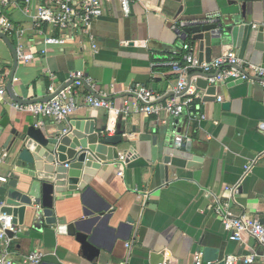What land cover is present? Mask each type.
<instances>
[{
	"label": "crops",
	"instance_id": "0c3cea01",
	"mask_svg": "<svg viewBox=\"0 0 264 264\" xmlns=\"http://www.w3.org/2000/svg\"><path fill=\"white\" fill-rule=\"evenodd\" d=\"M48 4L47 0H34L27 6L25 0H7L2 6V13L14 25L5 35L17 51L23 49L34 59L18 58L14 69L13 53L0 38V75L6 77L8 86L14 73L15 94L33 100L50 96L70 82L71 73L82 71L92 83L81 87V94H91V88L107 99L111 109L79 105L74 114L57 123L21 111L7 90L4 101H0V153H7L4 146L8 136L24 123L55 132L67 121L85 120L94 121L98 128L107 126L111 137L119 135L131 141L118 149L121 156L137 157L129 164L114 163L98 171L90 197L83 198L78 191L56 195L54 216L60 222L83 217L86 202L110 206V224L96 226L100 227L96 237L103 247L99 258L88 260L73 238L59 235L55 227L28 216H16L22 233L13 242L10 258L21 264L25 256L39 250L44 254L42 264H151V254L160 252L168 261L194 264L198 254L204 260L205 250H211V263L229 255L257 254L253 264H264L258 242L248 235L234 240L215 211L221 204L237 215L245 213L264 221V85L214 84L217 100L205 102L206 92L193 80L187 93L180 96L202 95L195 100L204 119L193 120L186 113L180 118L153 116L134 108L141 103L136 94L140 88L155 92L160 102L175 94L179 76L169 64L181 59L183 43L192 44L200 56V43L191 36L184 39L177 31L186 21L206 20L216 14L208 21L221 16L245 24L251 38L247 33L240 48L233 47L232 41L225 46L214 41L209 58L212 62L236 52L247 63L262 67L264 52L257 49V37L264 28V0H135L129 17L124 16L119 0H112L107 14L93 23L89 34L62 32L48 25L39 28L32 16ZM44 37L62 43L48 44ZM203 56L208 58L206 51ZM195 73H190L187 83L190 77L199 79L205 74L200 70ZM142 134L157 136L160 149L177 144L178 139L192 143L202 158L201 167H170L166 182L153 163L152 140H141ZM253 161L252 172L243 180L239 194L232 197L226 189L242 181L246 166ZM12 171L9 160L0 167L2 176ZM9 190L0 183V203L8 202ZM38 225L42 229H37Z\"/></svg>",
	"mask_w": 264,
	"mask_h": 264
},
{
	"label": "water",
	"instance_id": "95a60500",
	"mask_svg": "<svg viewBox=\"0 0 264 264\" xmlns=\"http://www.w3.org/2000/svg\"><path fill=\"white\" fill-rule=\"evenodd\" d=\"M181 2L182 0H175ZM182 9V8H181ZM184 39L192 37L194 42L200 43L201 63H210L211 47L214 41L225 46V42L232 41L233 47L240 48L249 29L245 24H237L233 19L223 20L221 16L213 22L207 19L199 21L183 22L177 30ZM252 34V33H251ZM251 34L248 36L251 38ZM0 38L8 45L15 59L14 69L18 66L17 47L9 40L8 36L0 32ZM249 38V39H250ZM257 49L264 52V28L259 30L257 37ZM207 57L204 58L203 52ZM230 51V50H229ZM262 67L264 68V62ZM14 73L12 74L7 90L12 100L20 105L46 103L56 97L74 80L42 99L24 100L18 97L13 90ZM195 81L198 89L206 92L203 98L205 102L216 101L217 87L210 80L217 74H200ZM245 83L236 81L228 83L229 87ZM224 86L226 82L221 83ZM86 86L87 84L84 83ZM192 85V77L189 78L183 94L187 93ZM89 88V87H88ZM92 95L100 99L91 88ZM169 94L162 101L174 97ZM161 101V102H162ZM108 127L98 128L94 121L73 120L60 125L53 132L49 127L37 124H22L11 131L4 148L7 152V160L12 167L11 179L7 184L11 190L8 192V206L3 212L9 215L21 217L28 216L35 221L39 219L42 224L55 227L59 235L73 238L82 248L84 256L94 261L100 257L102 245L96 235L100 229L96 226L110 224L113 216L108 213L110 206L101 203H85L83 217L70 222H60L54 216L56 195L68 192H82L83 198L90 197L94 192L91 183L103 167L114 163H131L137 156L122 155L118 146L130 144L122 136H109ZM152 140L153 163L158 165L161 178L169 182L170 167L177 169L197 170L201 167L202 158L193 150V144L181 140L180 144L166 145L160 149L157 136L142 134L141 140ZM6 185V186H7ZM241 187L239 188V191ZM133 223V220H129ZM261 223L264 225V221ZM124 225L120 226L122 229ZM42 229V225L36 226ZM7 234L12 237L11 232ZM263 249V248H262ZM213 259V252L205 250L204 264ZM151 264H178L177 261L166 260V256L160 252H154L150 256Z\"/></svg>",
	"mask_w": 264,
	"mask_h": 264
},
{
	"label": "built area",
	"instance_id": "2783aa9c",
	"mask_svg": "<svg viewBox=\"0 0 264 264\" xmlns=\"http://www.w3.org/2000/svg\"><path fill=\"white\" fill-rule=\"evenodd\" d=\"M33 1L34 0H25V3L27 6H30ZM47 1L49 3L48 6L39 7L36 15L32 16L35 24L39 28L48 25L62 32L76 30L85 34L90 33L93 23L96 20L107 14L108 6L112 2V0ZM119 2L124 16L129 17L131 15V5L135 0H119ZM6 3L7 0H0V32L3 34H8L14 30V25L2 13V6H5ZM216 17V14H210L207 20L211 21ZM44 39L48 44L62 43L61 40L53 37H44ZM182 52L183 54L180 60L173 61L169 64L173 71L179 76L178 85L174 90L176 96L160 102L155 92L147 88H140L136 94L141 103L134 106L136 112L153 116L165 114L172 118H180L186 113L193 120H198V118L204 119L205 116L201 114L200 107L196 104L195 100L201 98L202 95L198 94L193 98L186 99H181L180 96L187 87L186 78L195 70H200L205 74L217 72V77L210 80L212 84L244 81L249 83L259 82L264 85V68L247 63L236 52H228L223 57L210 63L200 62L197 50L192 44L183 43ZM18 58L24 61H31L34 59V55L20 49L18 51ZM71 80H74V82L70 86L46 103L29 105L16 104V106L21 111L28 112L37 118H49L57 123L65 121L69 116L74 114L79 105L92 108L111 109V105L107 99H100L92 94H81L79 90L84 86V83L89 85L92 83V80L87 77L85 72L77 71L71 73L70 81ZM193 80L196 81L197 76H192V81ZM6 96V77L0 75V101H4ZM127 110H129L128 103H126V111ZM176 143L180 144L181 140L178 139ZM262 156H264V154ZM6 161L7 153H0V167L3 166ZM255 164L256 161H253L246 166L244 176L240 183L226 189L232 197L239 194V188L243 180L252 172ZM120 176H123V173H120ZM10 179L11 173L7 176L0 175V183L3 185H7ZM6 206H8V202L0 203V264H17L10 258L11 247L15 238L22 233V230L16 224L15 215H9L3 212V208ZM215 211L220 217L224 229L231 234L234 240L241 241L244 235H248L258 242L260 247L263 248V254L260 258L264 263V225L261 223L260 219L251 217L245 213L237 215L221 204ZM8 231L13 234L12 237L7 234ZM127 246L130 248L131 244L128 243ZM258 257L257 254L250 256L229 255L220 261L214 263L208 262L207 264H253ZM43 260L44 254L39 250H34L22 259L21 264H42ZM194 264H204L202 254L196 256Z\"/></svg>",
	"mask_w": 264,
	"mask_h": 264
},
{
	"label": "trees",
	"instance_id": "16d2710c",
	"mask_svg": "<svg viewBox=\"0 0 264 264\" xmlns=\"http://www.w3.org/2000/svg\"><path fill=\"white\" fill-rule=\"evenodd\" d=\"M196 74H197V73H195V71H192V72H191V75H196Z\"/></svg>",
	"mask_w": 264,
	"mask_h": 264
}]
</instances>
